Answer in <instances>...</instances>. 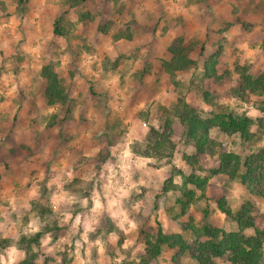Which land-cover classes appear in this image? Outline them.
<instances>
[{"label": "rangeland", "instance_id": "rangeland-1", "mask_svg": "<svg viewBox=\"0 0 264 264\" xmlns=\"http://www.w3.org/2000/svg\"><path fill=\"white\" fill-rule=\"evenodd\" d=\"M28 1L0 0V22L10 25L0 34V241L45 230L31 248L33 264H143L142 231L161 227L190 249L173 260L164 246L147 264H196L193 235L180 225L239 231L216 198L231 213L249 207L264 225V113L255 96L230 94L235 65L264 75V0H56L46 2V13H59L53 24L32 19L28 11L41 4ZM118 33L130 38L115 40ZM176 42L194 45L196 65L165 80L160 64ZM217 51L221 79L205 80L204 63ZM48 62L65 91L57 106L44 97L40 70ZM184 103L202 118L244 113L254 137L244 142L212 128L211 152L201 154L184 142L175 114ZM168 129L171 156L149 152L153 133ZM222 154L237 157L240 174L254 169L255 189L210 175ZM190 173L206 180L202 190L184 184ZM25 256L15 245L0 247V264Z\"/></svg>", "mask_w": 264, "mask_h": 264}, {"label": "trees", "instance_id": "trees-1", "mask_svg": "<svg viewBox=\"0 0 264 264\" xmlns=\"http://www.w3.org/2000/svg\"><path fill=\"white\" fill-rule=\"evenodd\" d=\"M78 0H69L71 6L78 4ZM58 33V29H54ZM126 36V37H125ZM129 39L128 35L118 33L115 40L120 38ZM202 44V43H201ZM194 45L189 48H184L181 42H176L170 47V57L167 60H162L160 64V73L165 77V80L177 74L185 73L196 65V60L190 57V53ZM204 50V45L201 47ZM222 61L220 51L213 54L204 63L203 78L210 81H219L221 78L216 77L217 66ZM235 78L232 80L230 94L244 98L247 94L257 98L259 109L264 113V75L259 74L252 76L249 73L248 67L235 65ZM40 77L44 86V97L49 106L60 105L65 100V91L61 84V80L54 70L51 63H45L40 70ZM203 101L211 104L209 99L210 93L203 91ZM175 114L180 117L183 127L184 142L187 146L195 149V151L204 154L210 151L209 131L212 128H217L225 134H237L244 142L251 140L253 134L250 133L252 121L244 114H233L226 111H212L209 116L202 118L186 103L181 104V107L176 108ZM169 126L166 123L165 128ZM261 129V135H264V118L258 123ZM171 130L168 132H154L148 144L149 152L156 155L170 157L175 146L170 140ZM105 150V149H103ZM102 152V150H101ZM104 153V151H103ZM108 154L105 151L103 161L106 160ZM260 158V155L258 156ZM262 159V157H261ZM264 162V158L262 159ZM189 166L195 164L193 161H188ZM211 176H216L222 179L234 180L240 179L244 183H248L249 187L256 188V180L253 179L254 169L247 165V169L243 174L239 173V161L233 154H222L218 157L215 165L209 168ZM206 180L196 177L192 173L184 177V184H190L203 189ZM76 180L68 184L66 188H70L76 184ZM189 200L193 199V194L190 192L185 194ZM217 199L218 209L224 213L237 227L238 232L226 233L221 229L213 228L209 223L201 224L184 223L179 226L182 231H189L194 238V256L192 259L196 264H214L213 260L218 259L225 264H264V225L262 219L253 212L249 207H244L238 213H231L224 207V200ZM37 216L44 220L43 216L46 212L43 204H37ZM182 210V214H183ZM251 229L252 235L246 237L242 231ZM48 229H46L47 231ZM45 230L29 236H22L20 240L14 241L11 238L1 239L0 247H9L15 245L25 253V258L21 264H33L34 256L31 254L32 246H39V238ZM143 240L144 252L141 253L143 264H147L157 259L162 248H169L172 259L180 257L190 249L188 242L180 233H174L170 230H163L157 227L154 231L146 230L141 234Z\"/></svg>", "mask_w": 264, "mask_h": 264}, {"label": "crops", "instance_id": "crops-1", "mask_svg": "<svg viewBox=\"0 0 264 264\" xmlns=\"http://www.w3.org/2000/svg\"><path fill=\"white\" fill-rule=\"evenodd\" d=\"M35 2V0H29L28 2ZM38 3H40L41 5L40 8L38 10H33V9H30L28 12L32 14V19H34L35 17H39L41 18L42 20L46 21V20H52V24L54 23L55 19L57 20L58 16H59V13L58 11H56L55 13H52L50 14L49 13H46V10H47V5H46V2H49V1H54L56 2V0H36ZM59 0H57L58 2ZM42 12L41 14H39L38 12ZM12 14V12H11ZM15 15V14H14ZM31 19V21H33ZM41 20V21H42ZM40 21V20H39ZM41 21L39 22V24H41ZM36 22V21H35ZM37 30V29H36ZM36 30H35V33H36ZM46 35H48V33H46Z\"/></svg>", "mask_w": 264, "mask_h": 264}, {"label": "built area", "instance_id": "built-area-1", "mask_svg": "<svg viewBox=\"0 0 264 264\" xmlns=\"http://www.w3.org/2000/svg\"><path fill=\"white\" fill-rule=\"evenodd\" d=\"M10 25L6 22H0V34L3 32V31H6ZM14 34V33H13Z\"/></svg>", "mask_w": 264, "mask_h": 264}]
</instances>
